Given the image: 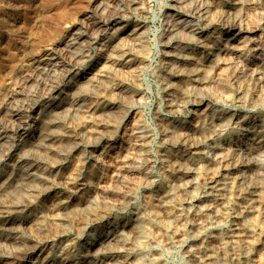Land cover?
I'll use <instances>...</instances> for the list:
<instances>
[{
	"label": "bare ground",
	"instance_id": "1",
	"mask_svg": "<svg viewBox=\"0 0 264 264\" xmlns=\"http://www.w3.org/2000/svg\"><path fill=\"white\" fill-rule=\"evenodd\" d=\"M195 1L189 0L192 7ZM196 8L201 26L181 21L175 35L168 38L169 59L161 76L168 109L171 113L188 112L192 117L188 121L158 119L161 143L157 154L161 162L158 167L165 176L163 187L142 200L145 203L135 211L128 231L122 219L110 218L109 209L104 213L97 209L102 199H97L93 184L99 172L95 165L102 159L93 153L99 147L108 150L114 140L108 131L111 122L104 116L122 107L123 98L137 96L132 87L146 58L139 55L147 39L141 33L143 27L119 28L117 33L108 34L110 42H119L108 46L112 49L105 58L109 66L98 72L94 86L108 83V90L119 94L120 100H114L113 94L111 98L102 94L89 105L79 91L71 100L64 96L47 104L36 128L25 134L12 153L15 161L2 171L0 264H168L165 254L170 255L178 245L185 248L182 257L187 264H264V116L252 119L241 133L228 137L238 117L231 107L252 108L264 99V15L259 12L264 10V0H207ZM84 21L87 32L106 25L99 20ZM77 31L65 44L68 53L83 39V30ZM182 31L187 37L181 38ZM97 65L92 63L87 71L81 70L69 85L89 81ZM253 68L250 83H241ZM119 73L130 77L126 75L123 80ZM213 84L224 88L218 98L229 108L226 112L213 108ZM65 105L74 120L71 125L75 119L80 121L81 110L89 111L71 134L64 132L69 128L68 115L60 114ZM17 111L13 117L22 122L23 114ZM149 131L136 136L137 153L120 161L113 185L107 184L109 187L100 193L103 199L122 198L121 189L132 192L151 184L154 162L149 155ZM99 134L101 141L94 143L92 137ZM5 138L0 133V142ZM63 138L67 146L60 149ZM77 216L81 219L78 224L72 221ZM70 231L73 239H64L58 248H50L51 252L43 249L42 239L62 238ZM37 250L41 253L34 260Z\"/></svg>",
	"mask_w": 264,
	"mask_h": 264
},
{
	"label": "rangeland",
	"instance_id": "2",
	"mask_svg": "<svg viewBox=\"0 0 264 264\" xmlns=\"http://www.w3.org/2000/svg\"><path fill=\"white\" fill-rule=\"evenodd\" d=\"M206 1L207 0H198L196 5L192 7L189 0H0V133L6 137L5 141L0 142V177L2 171L6 170L12 161H15L12 153L14 154L21 145V139L24 138L25 134L27 133L26 135H28L34 128H36V124L41 118V112L47 104L56 102V100L60 98L62 100L65 97L68 99L70 98L71 100L72 95L78 96L77 93L79 91L83 92L84 97H86L85 100L88 101L89 105L91 102L95 103L100 97H103V95L105 98H111V95L113 94L112 98L114 100H120L119 94L112 93L108 90V83H106V85L104 84V86L101 85L100 87L94 86L95 80L98 72L105 69V66H109L108 61L105 59L107 54L112 51L109 47L114 44L116 45L119 42V40L117 43L116 41L110 42L108 34L111 35L117 33L119 28H133L134 25H140L143 27L141 33L143 32L147 39L145 40L146 44L144 43L139 51V55H144L146 58L144 62L139 65L137 72L138 75L136 77V80L137 78L138 80L135 81L134 86L132 87V90L137 92V96L131 95L126 99L123 98L124 101L122 99V105H120L122 107H119L115 112L112 111L111 115L104 116L105 119L107 118L106 120L111 122H108L110 126L108 131L114 136V140L110 142V148L108 150L106 149L105 151L103 147H99L96 152L93 153V155L100 154L102 159L99 165H95V168L97 167L99 172L98 177L94 180L95 182L93 184L95 193L97 192L96 195L98 196L99 194L97 199H102L99 201L97 209L99 212L103 213L107 212L109 209L108 214L110 215V218L119 217V219H122L123 223L126 224L125 227L127 226L126 231H128L130 229V221L134 218L135 211L142 207L147 198H150V194L152 197L156 194L155 192L165 184V176L162 174L163 172L160 170V167H158L161 163L157 154L161 143V126L159 120L163 118L162 120L164 121L181 119L182 121H188L192 117L188 112L183 114L171 113L168 109L164 94V86L161 82L164 66L169 59L167 57V54L170 51L168 48V38L172 37L173 33L175 35L177 29L181 27V21H185L194 26H201L202 22L198 15V8L196 7H201ZM259 12L264 15V10ZM82 19L85 20L84 22L91 21V19L92 22H97V20H99L100 22H105L106 25H103L101 30L97 28L94 29V31L88 30L87 32ZM76 30H78L77 32H82L83 30L84 33L82 36L83 39L79 42V45L81 46H76L73 51L68 53L66 51L67 45L65 44L71 40V35H74ZM97 30H100L99 33ZM170 30H173V32H170ZM91 32L93 35H91ZM186 34V31H182V35H180L181 38L187 37ZM78 53L80 55H78ZM51 56H53V58ZM50 57L52 60H50ZM79 59L81 61H79ZM97 62L98 65L93 68L95 69L94 72L91 71V75H89V78H91L89 81H82L77 86L69 85V82L76 74L80 73L81 70L87 71L90 67H93L92 63ZM80 65L81 67H79ZM253 73L254 68L253 71L250 70L240 82L243 84L250 83L252 80L251 76L254 75ZM126 75L128 76V74L125 73H123V75L122 73L118 74L123 80L130 77H127ZM211 86L214 88L210 89L214 92L213 108L216 112H226L229 108H227L221 100L219 101L220 98H218V95L224 92V88H221V86H219V88L216 84L210 85V88ZM94 87H96L95 89L99 88L96 91L94 90ZM77 89L78 91H76ZM85 91L88 94L86 93L85 95ZM102 91H104V93H102ZM204 92V94H208V92ZM93 94L95 96H93ZM64 107L65 110L64 108L62 109L65 111L64 113L62 110H59L58 112L62 111L60 114L65 116L68 115L67 126L69 127V131L65 127L64 132L66 130L67 133L71 134V132H73L72 130L83 122L82 120L84 119L82 116L89 115V111L87 110L86 112L85 110L84 112L81 110L80 117L82 119L80 118V121H76L75 119L74 125H71L73 124L71 121L73 118L69 117L70 113L68 114L70 108L68 105H65ZM250 107L252 108L231 107V110H233L234 113H237L238 117L234 120V123H232L230 131L228 132V137H234L236 132L241 133L248 122H252L256 118L261 119L264 116V99L258 105ZM217 108L220 111L217 110ZM16 110H18L17 112L20 114H23L22 122L16 121L13 117ZM121 114L123 118H120ZM119 118L121 122H119ZM115 119L118 121L116 122ZM113 122L115 124H112ZM116 124L120 126L118 127ZM147 130H150L149 132L152 133V139L150 140L151 145L149 144L148 148H150L149 155L151 161L152 163H155H151L152 165L150 168L153 177L150 180L152 185L150 183L140 185L136 189H132V192H130L129 189H121L124 193L122 198L113 197V199L110 197L111 199L108 198L110 201L107 198L103 199L100 196V193L105 188L113 185L112 179L118 174L119 169L117 168L119 167L120 161L123 157H126V155L132 156L137 153V137L140 135V132ZM102 137L101 134L94 135L91 140L98 143L101 141ZM62 140L63 143L61 144L62 147L60 145V149L67 146L66 138H63ZM5 142L7 144H4ZM78 142L80 143L79 140ZM80 155L81 154H79L78 157ZM78 157H76V159ZM83 157L86 159L85 155ZM116 163H118V165H116ZM74 164H78L76 160ZM125 178L126 179L124 180H127L128 177L126 176ZM153 179L155 180L153 181ZM102 186H104V188ZM126 190L131 194H128ZM133 193L137 194L136 197ZM145 195L148 196L144 197ZM135 205H137L136 208H134ZM112 206L114 208H112ZM79 219L80 218L77 216L74 217L72 221L78 224L81 222V219ZM109 219H107L106 224ZM63 236L62 238L56 236L58 238L49 240L42 239L44 240L43 242H45L43 249L46 250L47 253L49 251L51 252V250L56 247L58 248L62 241L64 242L67 239H73L74 233L70 231L64 237ZM6 251L8 250L6 249ZM169 252L172 253H170V255H168V252V254H165V259L168 264H187L185 258L182 257L184 256L185 248L178 245L173 251ZM40 253L41 251L37 250L34 255V260L37 259L36 257H38ZM8 262L12 264V261H4L2 264H8Z\"/></svg>",
	"mask_w": 264,
	"mask_h": 264
}]
</instances>
